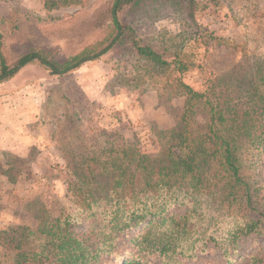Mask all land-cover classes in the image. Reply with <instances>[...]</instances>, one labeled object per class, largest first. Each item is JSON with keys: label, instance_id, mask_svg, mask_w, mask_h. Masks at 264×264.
Wrapping results in <instances>:
<instances>
[{"label": "rangeland", "instance_id": "rangeland-1", "mask_svg": "<svg viewBox=\"0 0 264 264\" xmlns=\"http://www.w3.org/2000/svg\"><path fill=\"white\" fill-rule=\"evenodd\" d=\"M43 1L0 0V52L8 65L32 49L62 63L107 36L113 0H83L81 6L52 11L44 9ZM198 1L206 8L195 13L199 33L189 41L169 9L151 19L130 16L125 9L119 20L134 28L142 45L166 59L177 54L186 61L183 81L195 89L205 88L207 81L230 84L248 75L264 60V0ZM145 66L127 45L116 44L64 76H51L34 62L0 83V231L10 226L34 229L44 216L76 218L81 209L69 190L72 155L89 141L103 139L104 133H116L148 155L159 153L165 142L160 133L176 126L183 98L168 99L163 91L167 76ZM205 115L199 111L196 122L204 125ZM252 162L251 174L261 187L257 209L264 215V155ZM205 212L190 221L191 237L181 242L183 248L196 241L197 233L217 236L242 222L231 214ZM177 213L184 214L185 208ZM262 226L263 234L255 241L245 239L232 264H264V220ZM140 232L121 234L116 255L102 253L92 264L143 258L131 246ZM140 261L160 264L154 257ZM224 262L209 244L206 253H196L187 264ZM12 263L13 253L0 247V264Z\"/></svg>", "mask_w": 264, "mask_h": 264}, {"label": "trees", "instance_id": "trees-1", "mask_svg": "<svg viewBox=\"0 0 264 264\" xmlns=\"http://www.w3.org/2000/svg\"><path fill=\"white\" fill-rule=\"evenodd\" d=\"M82 4L83 0L43 1L46 11ZM205 8L198 0H113L107 36L65 62L32 49L8 65L0 52L2 83L34 62L61 77L99 59L116 44H125L136 61L167 76L163 91L168 99L183 98L176 126L160 133L165 142L157 155H148L116 133H104L103 139L74 151L69 190L81 209L78 216H44L34 229L1 230L0 247L13 253L12 264L96 263L102 253L115 256L121 234L136 229L141 232L131 246L136 257L143 258L123 264H142L140 260L153 257L160 264H187L196 253H206L209 244L221 252L224 264H232L245 239L255 241L263 234L264 215L257 209L261 187L251 170L254 156L264 155V60L235 82L207 81L205 88L195 89L183 81L186 61L177 54L166 59L142 45L134 28L119 20L125 9L138 19L169 9L184 26L183 39L189 41L199 33L194 15ZM199 111L206 114L204 125L196 122ZM182 208L185 213L180 215L177 210ZM206 209L242 222L217 236L197 233L196 241L183 248L181 242L191 237L190 221L200 219Z\"/></svg>", "mask_w": 264, "mask_h": 264}]
</instances>
